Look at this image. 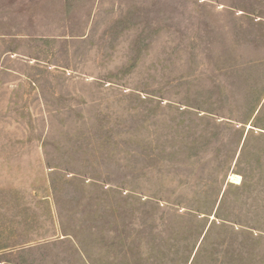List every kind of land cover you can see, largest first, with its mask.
I'll use <instances>...</instances> for the list:
<instances>
[{
  "label": "rangeland",
  "instance_id": "1",
  "mask_svg": "<svg viewBox=\"0 0 264 264\" xmlns=\"http://www.w3.org/2000/svg\"><path fill=\"white\" fill-rule=\"evenodd\" d=\"M0 264H264V0H0Z\"/></svg>",
  "mask_w": 264,
  "mask_h": 264
},
{
  "label": "bare ground",
  "instance_id": "2",
  "mask_svg": "<svg viewBox=\"0 0 264 264\" xmlns=\"http://www.w3.org/2000/svg\"><path fill=\"white\" fill-rule=\"evenodd\" d=\"M230 180H231L232 182L237 183V184H240V182H241V178H240L239 176H237V175H233V174L230 176Z\"/></svg>",
  "mask_w": 264,
  "mask_h": 264
}]
</instances>
